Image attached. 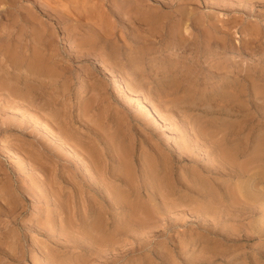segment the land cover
Segmentation results:
<instances>
[{
  "label": "rangeland",
  "instance_id": "rangeland-1",
  "mask_svg": "<svg viewBox=\"0 0 264 264\" xmlns=\"http://www.w3.org/2000/svg\"><path fill=\"white\" fill-rule=\"evenodd\" d=\"M0 264H264V0H0Z\"/></svg>",
  "mask_w": 264,
  "mask_h": 264
},
{
  "label": "bare ground",
  "instance_id": "bare-ground-1",
  "mask_svg": "<svg viewBox=\"0 0 264 264\" xmlns=\"http://www.w3.org/2000/svg\"><path fill=\"white\" fill-rule=\"evenodd\" d=\"M235 56H236L235 54H231V55H230V58H235ZM113 80H114V79H113ZM118 85H119V84H118V80L115 79V80H114V87H117Z\"/></svg>",
  "mask_w": 264,
  "mask_h": 264
}]
</instances>
